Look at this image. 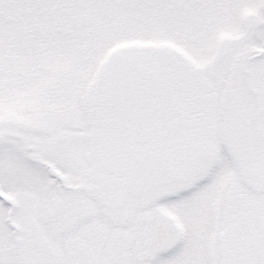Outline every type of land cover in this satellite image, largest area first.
Listing matches in <instances>:
<instances>
[{"label": "snow or ice", "instance_id": "obj_1", "mask_svg": "<svg viewBox=\"0 0 264 264\" xmlns=\"http://www.w3.org/2000/svg\"><path fill=\"white\" fill-rule=\"evenodd\" d=\"M0 264H264V0H0Z\"/></svg>", "mask_w": 264, "mask_h": 264}]
</instances>
